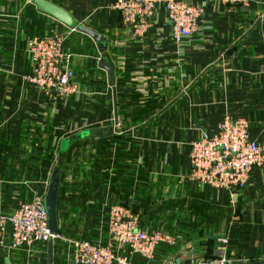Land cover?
<instances>
[{"label": "crops", "instance_id": "0c3cea01", "mask_svg": "<svg viewBox=\"0 0 264 264\" xmlns=\"http://www.w3.org/2000/svg\"><path fill=\"white\" fill-rule=\"evenodd\" d=\"M47 1L106 39L115 99L93 40L40 14L32 0H0V210L8 215L37 193H46L48 181L36 182L34 156L39 148L49 147L48 156L57 159L60 142L76 132L53 136L54 131L73 119L74 104L89 101L83 97H93L99 87L104 105L110 98L112 117L91 122L90 129L107 128L101 137L76 140L68 150L57 202L59 235L106 243L108 211L121 204L136 210L149 232L179 238L174 246L158 247L153 264H212L223 258L225 264H264V166L253 170L247 188L232 194L189 180L190 143L201 133H215L227 114L246 119L251 139L264 145V0H252L255 19L209 2L205 29L182 56L166 37L161 41L169 32L162 12L140 45L124 37L112 9L114 0ZM164 24L161 36L157 27ZM51 32L67 34L63 50L73 57L75 82L88 93L71 98L66 106L22 79L31 70L26 39ZM72 40L79 45L72 48ZM92 60L96 74H103V88V78L93 86L87 77ZM119 60L123 67L117 66ZM141 77L148 86L147 98L138 92ZM51 138L57 142L53 152ZM214 235L220 236L218 244L227 236L228 245L215 248ZM57 243L52 264H72L67 245L64 250ZM6 258L9 264H48V243L14 253L0 248V264H6Z\"/></svg>", "mask_w": 264, "mask_h": 264}, {"label": "built area", "instance_id": "2783aa9c", "mask_svg": "<svg viewBox=\"0 0 264 264\" xmlns=\"http://www.w3.org/2000/svg\"><path fill=\"white\" fill-rule=\"evenodd\" d=\"M217 1L233 8H247L250 0H114L112 9L117 12L122 33L133 44H144L150 30L158 25L159 14H164L165 26L157 27L161 41L168 40L175 53L182 56L193 37L205 29L204 16L208 2ZM67 34L48 33L25 41V51L30 63V74L23 82L30 84L37 93L52 102L59 100L66 106L71 98L88 95L75 82L72 68L73 57L63 50ZM117 66L123 67V60ZM138 92L149 96L145 78ZM86 121L75 124L71 133L92 128ZM249 122L244 118L225 115L213 134L201 133L190 143L189 180L199 187L215 191L237 193L250 185L254 169L264 166V145L252 140ZM235 195V194H234ZM43 194H36L30 201L19 204L10 214L0 210V248L7 253L30 250L35 245L63 240L52 236L48 229V217L44 208ZM107 241L65 240L72 264H144L155 260L157 248L174 246L179 238L169 234L149 232L141 226L139 217L129 206L115 204L107 214ZM221 247L228 245V237L219 240ZM223 258L212 264H225ZM159 264H175L161 261Z\"/></svg>", "mask_w": 264, "mask_h": 264}, {"label": "water", "instance_id": "95a60500", "mask_svg": "<svg viewBox=\"0 0 264 264\" xmlns=\"http://www.w3.org/2000/svg\"><path fill=\"white\" fill-rule=\"evenodd\" d=\"M32 3L40 14H43L57 21L58 23L66 27L69 31H76L78 33L86 35L95 42L101 52V57L99 58L98 65L106 73L108 86L112 89L113 97L115 99L114 65L107 59L105 55L107 49L106 39L95 30H92L79 24L67 11L47 0H32ZM113 113L115 123H117L116 103L113 104ZM106 129V127H99L96 129H84L76 132V134L71 135L60 142L57 159L51 169L47 183L46 193L44 196V208L48 217V229L52 236H56L59 234V224L57 219L58 193L64 160L70 146L76 140H85L89 138L101 137L105 133L104 131ZM219 237L220 236L218 235L212 236V241L214 242L215 248L219 247ZM53 242V240H50L48 243V264H52ZM5 263L9 264V258L5 259Z\"/></svg>", "mask_w": 264, "mask_h": 264}, {"label": "rangeland", "instance_id": "374dc122", "mask_svg": "<svg viewBox=\"0 0 264 264\" xmlns=\"http://www.w3.org/2000/svg\"><path fill=\"white\" fill-rule=\"evenodd\" d=\"M251 3H252V0H250L248 7L245 8V9L241 8V7L236 8V9L240 10L241 12H245L243 14H245L247 16H250V17L253 16L254 19H255L257 14L250 10L251 9ZM207 10H205V16H207ZM205 16H204V21H205ZM237 19H238V21L236 23H238V25H237L236 29H238V32L236 31V33H239V16H237ZM97 29H98L99 32L101 31V33H106V29L105 28H103V30H101L100 28H97ZM232 32L234 33L233 29H232ZM70 43H71L70 45H71L72 48H75L77 45H79V42L74 41V40H72ZM94 55L97 56V54H94ZM95 68H96L95 61H93V60L90 61L88 63V69H87L88 76L87 77L92 78L93 86H96L97 83H99L98 81H101V78H103V74L102 73H99L100 75L96 74L98 71ZM105 84L106 83H105V80L103 78V82H102L101 87L103 88V86H105ZM98 88L99 87H97V89L92 91V92H94L93 97H91L90 95L87 96V97H83V98H88L89 101L78 103L77 104L78 107L75 104L73 105V107L76 108V111L73 113V115H71V118H73V119L68 121V123L62 124V126L58 127L61 130L60 131H54L53 136L55 134H59V133L61 135L62 134L65 135L67 133L69 134L70 132H72V131H70L72 124L75 125V124H79L81 122L83 123L85 121L88 124H91V122H93L95 120L105 121V120H110L111 119V117H112L111 116L112 115V106H111V104H109L110 98L108 96V101H107L108 104L104 105L103 104V102H104L103 99H101V97H99L100 89H98ZM66 118H67V116H66ZM69 119H70V117H69ZM79 121H81V122H79ZM96 122H98V121H96ZM102 125H106V123H104ZM112 126H113V124H112ZM51 142H52V138H51ZM52 143H53V145H52L51 149H52V152H53L56 149V147H57V142L54 141ZM46 146H49V143L46 144ZM47 150H49V147H45V148H42V149L39 148L38 149V153H36V155L34 156L35 163H36V165L34 167V175L36 176V182L37 183H42L44 181L45 182L48 181L49 173L51 171L50 169H51L52 166H54V164L56 162V160H54L53 156H51V155L48 156V151ZM37 186H39V185H37ZM39 189H40V187H39ZM37 191H39V190L37 189L36 192ZM37 194H39V193H37ZM132 211H133V209H132ZM133 212L138 216V214L135 211H133ZM71 237H73V236H67V237L63 236V238H62L63 240H57L56 242H58L57 244L59 245V247H61L62 249L65 250L66 243L64 241L68 240V239H73ZM83 237H86V236H81V238H83ZM46 263H47V260H44V262L42 264H46ZM151 264H153V262Z\"/></svg>", "mask_w": 264, "mask_h": 264}, {"label": "trees", "instance_id": "16d2710c", "mask_svg": "<svg viewBox=\"0 0 264 264\" xmlns=\"http://www.w3.org/2000/svg\"><path fill=\"white\" fill-rule=\"evenodd\" d=\"M133 211H135V212H136V210H133Z\"/></svg>", "mask_w": 264, "mask_h": 264}]
</instances>
